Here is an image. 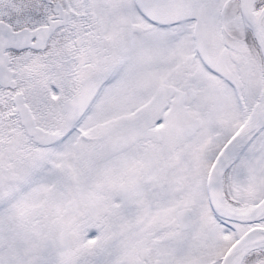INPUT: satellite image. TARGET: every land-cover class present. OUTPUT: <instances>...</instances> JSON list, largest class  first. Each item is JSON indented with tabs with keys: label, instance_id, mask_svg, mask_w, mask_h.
Here are the masks:
<instances>
[{
	"label": "snow or ice",
	"instance_id": "snow-or-ice-1",
	"mask_svg": "<svg viewBox=\"0 0 264 264\" xmlns=\"http://www.w3.org/2000/svg\"><path fill=\"white\" fill-rule=\"evenodd\" d=\"M0 264H264V0H0Z\"/></svg>",
	"mask_w": 264,
	"mask_h": 264
}]
</instances>
